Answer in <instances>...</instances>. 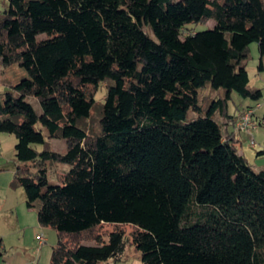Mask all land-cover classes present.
Instances as JSON below:
<instances>
[{
    "label": "trees",
    "instance_id": "1",
    "mask_svg": "<svg viewBox=\"0 0 264 264\" xmlns=\"http://www.w3.org/2000/svg\"><path fill=\"white\" fill-rule=\"evenodd\" d=\"M253 42L263 59L264 0H8L0 67L28 77L0 93V132L17 138L12 185L58 234L50 264L117 263L129 244L143 264H264V169L223 129L234 92L263 96ZM52 164L70 167L60 183Z\"/></svg>",
    "mask_w": 264,
    "mask_h": 264
},
{
    "label": "rangeland",
    "instance_id": "2",
    "mask_svg": "<svg viewBox=\"0 0 264 264\" xmlns=\"http://www.w3.org/2000/svg\"><path fill=\"white\" fill-rule=\"evenodd\" d=\"M7 6L8 0H6L5 6L0 1V14ZM213 26L214 22L209 21L207 23L190 25L189 27L195 31H202L207 28H212ZM188 31H190V29H188ZM262 61L264 64V58L262 59L258 43H251L249 45L246 68L250 77V86L261 89L263 93L262 98L259 100H253L250 98H244L234 92L232 100L229 102L230 113L237 112L239 108L247 107V105H250L255 109V116L257 117V121L260 122L258 128L251 132L243 131L240 135L241 140H237L236 144L239 152L245 155L249 164L256 172L264 169V153L259 154V151L264 152V65L263 68L260 67ZM12 68L13 69H10L11 71L8 72V77L10 79L20 81L23 77V74L20 75L19 73L20 69L23 70L25 72V76L28 77L25 69L21 68L19 65H14ZM5 70L0 67V93L8 89V86L4 85L6 82L4 79L1 83V78H3ZM106 91V86L102 84L96 95L97 102L104 101ZM217 94L218 91L213 90L210 85L201 89L199 97L202 111H195L191 109L188 112L184 123L193 121L206 114L211 99H214ZM29 100L34 104L37 111L40 112L41 107L37 99L30 97ZM253 137L256 141L255 146L251 145ZM0 142V161H2L0 162V167L4 168L0 171V241L3 239L1 243H3L9 251L12 250V254H15L14 252H21L22 254H26V252L30 254L32 252V255L36 257L34 264H50L52 249L58 241V234L51 227H48L47 231L44 233H39L44 234L47 239L40 253L36 250L38 246L41 248L38 237L33 245L30 243L31 241L26 242L25 239L28 238V229L31 230L36 226L40 227L37 210L27 207L24 188L21 186L14 187L12 185V182L14 181V158L17 138L13 134L0 132ZM51 144L52 149L55 151L60 153L66 151V144L62 140L54 139L51 141ZM36 147L41 149L40 145H37ZM69 168L70 167L66 165H50L49 181L56 184L60 183L58 179L59 173L63 170H68ZM126 230L129 232L130 227L128 226ZM39 254L40 256L38 259ZM140 255V252L133 245L129 244L123 259L117 263L111 264H143Z\"/></svg>",
    "mask_w": 264,
    "mask_h": 264
},
{
    "label": "crops",
    "instance_id": "3",
    "mask_svg": "<svg viewBox=\"0 0 264 264\" xmlns=\"http://www.w3.org/2000/svg\"><path fill=\"white\" fill-rule=\"evenodd\" d=\"M2 2V4L5 6L6 5V0H0ZM13 66L7 68L5 70V73L3 75V78H1V83L3 81V79L6 81L4 83V85L7 86V84H15L17 81H14V79H10L8 77V72L11 71L10 69H13L12 68ZM7 72V73H6ZM20 75L23 74L22 76L25 75V72L23 70L20 69ZM14 78V77H12ZM247 107H251L250 105H247ZM246 107H241L238 109L237 113L240 112L242 109H244ZM224 128H227V130L229 132H234V137H235V140H241L240 139V135L243 131H239L237 129H235L233 126L229 125H225ZM2 162V161H0ZM38 227V228H37ZM47 228L48 227H43L40 225L39 226H36L34 227L33 229H28V238L25 239L26 242L28 241H31L30 243H32V245L35 243L37 237L40 235L39 233H44L45 231H47ZM42 231V232H41ZM3 239H1L2 241ZM0 241V264H34L35 260H36V257L32 255V252L29 254L26 252V254H22L21 252H14L15 254H12V250L9 251L7 249V247L1 243ZM47 241V239H46ZM46 241L40 245L41 248H36L37 252L40 253L43 249V246L44 244L46 243ZM53 250V249H52ZM18 251V250H17ZM35 251V250H34ZM39 256L40 254L38 255V259H39Z\"/></svg>",
    "mask_w": 264,
    "mask_h": 264
},
{
    "label": "built area",
    "instance_id": "4",
    "mask_svg": "<svg viewBox=\"0 0 264 264\" xmlns=\"http://www.w3.org/2000/svg\"><path fill=\"white\" fill-rule=\"evenodd\" d=\"M260 106V105H258ZM260 122L257 121V117L255 116L254 107H246L237 114V119L235 123V129L239 131H248L251 132L258 128ZM1 144V142H0ZM251 145L255 146L256 141L254 137L251 140ZM39 244H43L46 241V237L44 234H40L38 236Z\"/></svg>",
    "mask_w": 264,
    "mask_h": 264
}]
</instances>
